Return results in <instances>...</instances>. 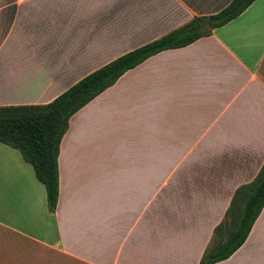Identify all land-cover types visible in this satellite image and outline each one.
I'll return each instance as SVG.
<instances>
[{"label":"crops","instance_id":"1","mask_svg":"<svg viewBox=\"0 0 264 264\" xmlns=\"http://www.w3.org/2000/svg\"><path fill=\"white\" fill-rule=\"evenodd\" d=\"M230 0H0V108L43 105ZM264 163V0L161 51L73 113L58 192L0 144V264H199ZM224 222L220 234L214 229ZM213 264H264V205Z\"/></svg>","mask_w":264,"mask_h":264},{"label":"trees","instance_id":"2","mask_svg":"<svg viewBox=\"0 0 264 264\" xmlns=\"http://www.w3.org/2000/svg\"><path fill=\"white\" fill-rule=\"evenodd\" d=\"M254 0H230L219 12L193 17L162 37L133 49L81 78L49 103L0 108V144L16 150L30 165L35 179L43 186L46 207L54 210L57 192L58 145L68 118L110 87L126 71L164 50L184 47L241 14ZM264 205V163L254 179L238 187L225 217L230 230L202 255L199 264H213L229 257L244 241ZM224 222L215 229L220 234Z\"/></svg>","mask_w":264,"mask_h":264}]
</instances>
